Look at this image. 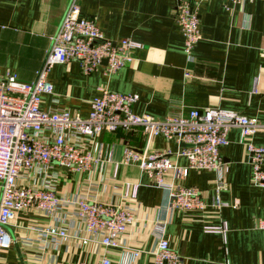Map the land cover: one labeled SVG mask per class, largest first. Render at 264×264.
I'll return each mask as SVG.
<instances>
[{"label":"crops","instance_id":"1","mask_svg":"<svg viewBox=\"0 0 264 264\" xmlns=\"http://www.w3.org/2000/svg\"><path fill=\"white\" fill-rule=\"evenodd\" d=\"M71 0H0V79L15 76L26 84L36 80ZM81 15L94 19L104 37L113 42L129 39L143 45L134 61L112 77L104 66L85 76L76 62L57 65L50 73L53 95L42 96L41 109L67 110L86 118L100 88L135 95L137 115L155 119L186 115L190 110H223L264 124V0L234 6L226 0H203L199 6L202 40L188 60L184 38L174 20L176 0H79ZM187 74L189 77H187ZM103 170L75 173L53 164L45 173L61 198L102 203H122V185H137L130 201L137 220L121 237L120 247L109 250L98 243L82 244L86 237L76 205L63 206L52 217L36 210L17 216L8 228L14 244L1 251L0 264H93L108 256L111 264H154L156 221H166L165 238L183 264H264V232L256 228L264 219V188L252 181L246 143L264 148V130L252 138L240 131L228 134L221 149L226 170L221 173L191 170L181 185L196 188L206 205L215 196L223 176L227 189L220 195L229 205L216 211L170 212L168 192L152 187L137 165L120 164L126 147L144 152H176L180 146L163 138L149 140L142 130L102 133ZM173 161L187 167L185 158ZM115 166V164H117ZM115 175V178H114ZM30 174L20 182L41 186L45 178ZM171 182L172 176H166ZM1 187V186H0ZM1 198V188H0ZM207 233L205 227H221ZM59 227L65 238H47L42 230ZM140 252L138 258L134 253Z\"/></svg>","mask_w":264,"mask_h":264},{"label":"built area","instance_id":"2","mask_svg":"<svg viewBox=\"0 0 264 264\" xmlns=\"http://www.w3.org/2000/svg\"><path fill=\"white\" fill-rule=\"evenodd\" d=\"M78 1L71 0L65 11L36 80L26 84L15 76L0 79V262L1 251L14 244L8 228L19 214L29 210L52 217L63 206L76 205L78 219L85 227L83 245L101 244L106 253L121 246V237L137 220L136 211L129 205L137 197V185H122L121 204L87 198L71 202L59 197L52 182L45 177L53 164L75 173L91 172L94 168L103 170L102 146L96 141L100 134L142 130L149 140L160 137L176 142L180 146L176 152L140 154L126 147L120 164L137 165L149 176L152 187L168 192L166 208L170 212L204 211L208 207L220 212L229 207L220 198L228 187L223 176L216 182L215 196L209 206L199 190L182 186V180L191 170L218 174L226 170L221 149L229 144L228 134L232 130L240 131L249 139L264 130V124L257 120L220 109L190 110L186 115L164 119L137 115L134 109L137 96L107 88L98 90L99 95L91 102V113L86 118L67 110H42V96L53 95L49 76L55 66L76 62L85 76L104 66L103 75L112 77L131 65L133 52L143 48L141 43L129 39L107 40L94 19L81 15ZM202 1L176 0L175 3L174 20L184 38L188 60L192 59L194 48L203 38L199 16ZM226 1L241 6L248 0ZM245 146L252 181L256 187L264 188V148L251 141ZM173 157L185 158L187 167H179ZM35 172L45 177L41 186L20 184ZM169 174L171 182L166 181ZM156 225L158 240L150 252L154 264H183L182 257L171 249L165 238L167 222L157 220ZM256 228L264 232V219L257 221ZM204 230L223 233L227 226L223 223L221 227H205ZM41 232L52 239L67 237L64 230L54 226ZM139 255V251L134 253L135 258ZM93 264H111V260L104 256Z\"/></svg>","mask_w":264,"mask_h":264}]
</instances>
